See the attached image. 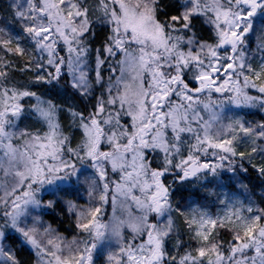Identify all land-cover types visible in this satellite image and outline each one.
Here are the masks:
<instances>
[{
  "label": "snow or ice",
  "instance_id": "1",
  "mask_svg": "<svg viewBox=\"0 0 264 264\" xmlns=\"http://www.w3.org/2000/svg\"><path fill=\"white\" fill-rule=\"evenodd\" d=\"M0 264H264V0H0Z\"/></svg>",
  "mask_w": 264,
  "mask_h": 264
}]
</instances>
